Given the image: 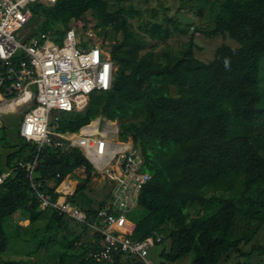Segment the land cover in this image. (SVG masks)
Returning a JSON list of instances; mask_svg holds the SVG:
<instances>
[{"label": "trees", "instance_id": "obj_1", "mask_svg": "<svg viewBox=\"0 0 264 264\" xmlns=\"http://www.w3.org/2000/svg\"><path fill=\"white\" fill-rule=\"evenodd\" d=\"M114 4L55 0L30 6L29 22H39L37 32H47L59 42L72 21L89 14L80 27L96 32L114 65L108 89L90 91L81 110L53 112L57 119H51L50 128L73 133L98 116L116 121L118 138L131 141L140 153L141 169L151 174L128 212L136 213L133 238L158 236L154 244L169 239L168 249L160 252L167 261L190 254V264H220L231 252L248 264L251 256L264 261V0H179L177 12L189 6L199 16L207 7L209 21L200 29L206 37L228 36L238 43L218 45L208 61L194 55L191 37L177 52L143 51L148 40L187 34L191 23L175 15L157 17L153 8L145 16L136 0ZM108 27L113 39L105 43ZM17 138L0 163V173L12 171L0 183V254L10 236L29 241L30 233L24 238L23 232L48 210L45 226L50 232L25 257L1 264H103L86 257L99 247L98 232L93 240H80L79 233L65 239L52 262L46 250L43 258L34 256L44 243H49L47 249L52 245L53 231H65L69 222L79 221L50 207L40 209L17 162L36 161L32 179L52 198L64 178L97 171L77 147L38 146L18 131ZM87 190L88 182H80L69 199L93 222L109 189L98 199ZM17 211V221L7 232L5 218ZM23 219H28L26 225L19 223ZM79 223L83 230L88 228ZM247 240L252 242L244 249ZM123 254L115 253V264H123Z\"/></svg>", "mask_w": 264, "mask_h": 264}, {"label": "built area", "instance_id": "obj_2", "mask_svg": "<svg viewBox=\"0 0 264 264\" xmlns=\"http://www.w3.org/2000/svg\"><path fill=\"white\" fill-rule=\"evenodd\" d=\"M40 1L52 4L55 0H0V114L26 106L19 122L20 136L38 146L66 143L77 147L106 180L109 194L96 211V220L89 222L86 210L69 199L76 187L70 186L68 177L54 187L56 196L52 198L32 179L35 160L18 161L17 166L24 169L40 209L50 207L99 233V247L87 252L86 257L115 264V253L124 252L145 260L159 237L134 239L136 222L125 216L151 177L141 169L138 149L130 140L118 138L116 121L102 116L73 133L50 128L51 119H57L53 112L81 110L90 91L108 89L114 65L101 38L90 28L82 30L70 23L60 42L47 32L22 34L21 26L33 16L30 6ZM11 173V169L1 172L0 183Z\"/></svg>", "mask_w": 264, "mask_h": 264}, {"label": "rangeland", "instance_id": "obj_3", "mask_svg": "<svg viewBox=\"0 0 264 264\" xmlns=\"http://www.w3.org/2000/svg\"><path fill=\"white\" fill-rule=\"evenodd\" d=\"M111 7H114V0H109ZM136 2L140 5V9L143 12V14L146 16L150 9L153 8L157 12V17H161L163 14L167 15H175L179 16L181 18V21L183 23H191V26L189 27V32L187 34H176L171 36L165 41H155V40H148V42L144 45L143 51H147L152 49L155 53H160L163 49L169 48L173 52H177L183 45L188 41V39L191 37L194 45H193V51L194 55L203 60L208 61L212 58L214 49L222 44L226 43L232 47L238 46V43L226 36L222 37L220 35H216L215 37L208 38L206 37L200 29L205 27L209 21V16L207 14V7L202 8V10L199 12V16L194 14L190 9L189 6L185 8H180L179 10V0H136ZM195 10V9H194ZM196 11V10H195ZM182 13V14H181ZM89 17V14L82 15L78 20H74L71 22L72 25L76 27H80L81 24L84 22V20ZM144 18V17H143ZM134 22V20H133ZM38 23L32 24L31 22H26L21 26V33L22 34H31L38 31ZM198 27V28H197ZM107 34L105 41H112L113 39V30L111 27L107 28ZM98 36V35H97ZM99 38V36H98ZM59 42V41H57ZM17 53L16 55H18ZM264 67V64H263ZM263 75H264V69H263ZM261 88H264V81L261 84ZM26 106L21 105L18 107H15L12 111H4L0 114V163L3 161V158L10 150L11 147H9V144L17 143V131L19 127V122L21 120V114L23 113ZM50 113V117H51ZM115 121V120H114ZM264 156V152H263ZM79 178H71L68 177V180L72 183L70 186H74V188L83 181L88 182V188L91 190H87L91 196L94 198H101L102 192L105 191V188L107 189L106 180L99 174L98 172L93 173H86L82 172L79 173ZM106 184V185H105ZM105 185V186H104ZM106 199V197H105ZM18 212H15L14 214L8 216L5 218V229L7 232H11L12 227H14L15 222L17 221V215ZM134 214H136L134 211L131 214L126 213L125 216L127 218H130L131 220H134ZM50 215V211H46L45 214L42 215V217L35 222H33L29 227L27 232H23L22 237H28V232L31 235V238H29V241H24L22 238L10 236L8 240L7 248L0 254V264L4 260L8 259H19L21 257H25L26 254L30 251H33L36 249V241L43 237L44 234L49 233L50 231H47L46 229V222L47 218ZM22 224L27 223V221L20 220ZM83 227L81 223L76 222L72 223L69 222V227L65 231H53L50 235L52 237L53 243L52 245L48 246L49 243H44L45 246L43 249L39 250L38 252H35L34 256H37L38 253L44 255L43 251H48L46 254L48 255V258L50 262H52L51 258L56 259L57 253L60 251L61 245L65 242V239H71L73 238V235L79 232L83 231ZM92 233L94 230L92 228L89 229ZM253 240V239H252ZM252 240L245 242L243 248L247 249L249 245L251 244ZM263 242V239H261ZM264 243V242H263ZM169 247V239H165L162 243H156L149 247L148 253L145 255V260L149 261V264H190V254L184 256L183 258L179 259L176 262H169L166 259H164L160 252L162 248H165L166 250ZM229 256H223L220 264H248V260L242 256H235L234 253ZM124 258L123 264H146L145 260L141 259L135 254L131 253H125L122 256ZM251 264H264V261L259 256H251L250 258Z\"/></svg>", "mask_w": 264, "mask_h": 264}, {"label": "crops", "instance_id": "obj_4", "mask_svg": "<svg viewBox=\"0 0 264 264\" xmlns=\"http://www.w3.org/2000/svg\"><path fill=\"white\" fill-rule=\"evenodd\" d=\"M106 186H108V185H106ZM23 221H27V223H28V219H23ZM20 222L21 221L19 220V223ZM27 223H24L23 225H26ZM89 229L90 228L88 227L87 229L83 230L82 232H79L80 240H93L94 232L92 233Z\"/></svg>", "mask_w": 264, "mask_h": 264}, {"label": "clouds", "instance_id": "obj_5", "mask_svg": "<svg viewBox=\"0 0 264 264\" xmlns=\"http://www.w3.org/2000/svg\"><path fill=\"white\" fill-rule=\"evenodd\" d=\"M114 121V120H113ZM108 185V184H107ZM107 187V186H106ZM107 189H109V186L107 187Z\"/></svg>", "mask_w": 264, "mask_h": 264}, {"label": "bare ground", "instance_id": "obj_6", "mask_svg": "<svg viewBox=\"0 0 264 264\" xmlns=\"http://www.w3.org/2000/svg\"><path fill=\"white\" fill-rule=\"evenodd\" d=\"M71 185H72V183L71 182H69Z\"/></svg>", "mask_w": 264, "mask_h": 264}]
</instances>
